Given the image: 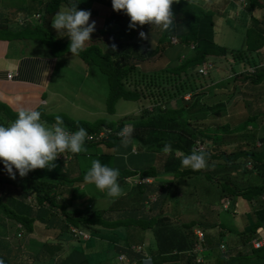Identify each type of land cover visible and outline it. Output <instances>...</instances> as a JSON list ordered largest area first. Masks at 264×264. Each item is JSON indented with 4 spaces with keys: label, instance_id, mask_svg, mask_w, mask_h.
<instances>
[{
    "label": "trees",
    "instance_id": "16d2710c",
    "mask_svg": "<svg viewBox=\"0 0 264 264\" xmlns=\"http://www.w3.org/2000/svg\"><path fill=\"white\" fill-rule=\"evenodd\" d=\"M37 1L38 3H33L31 7L29 6V10L27 9L28 11L21 15L25 16L26 19L31 13L40 14L36 21L34 23L32 21L18 23L12 30L8 29L7 25L5 27L1 25L0 38L36 39L46 45L54 57L60 58L69 52V38L65 36L66 33L63 31H55L51 27V22L53 17L60 11V6L63 3L77 2L86 10L94 9L95 5L112 10V13L110 11L105 17L106 19L99 29L100 35L109 36L111 39L104 41L100 38L90 37L91 40L86 42L85 49L78 55L86 64L94 62L106 74L109 87L107 112H114L113 105L120 98L142 101V108L148 103L153 105L150 111L145 110L146 114L141 115V119H138L141 120V123H136L138 120L133 122L132 133L127 141L132 143L131 138L134 137L145 147L143 149H148L153 148L149 144L151 141L149 138H154L157 144L162 145V147L166 143L170 144L172 150L167 153L163 151L160 153L158 150L154 154L160 157V170H157V166L154 165L142 167L138 170L132 169L126 164L114 165V168L119 169V183L129 187L126 195H131L135 201L138 200L139 208H134L136 215L131 211L133 210L132 206L125 200L118 201L116 205H109L100 213H93L91 210H87L88 207L80 210L69 209L73 198L76 197L72 185L74 179H78V176L68 179L60 175L62 165L58 164V162H61L58 159H55L57 165L51 169L37 168L30 170L25 175L28 183L27 188H22L23 190L17 193V196L2 193L1 189L6 185V182L0 179V209L15 225L20 224V227L17 225L18 229L17 227L13 228V236L17 233L16 230H22V234V232L27 231L30 233L34 228H40L41 230H36L35 233L40 239H43V249L49 254L50 261H53L52 257L55 253H59L60 258L57 264H129L130 254L134 255L133 257L136 258L138 264H144L146 258H150L149 264H192L191 262L195 259V246L197 243L203 245L205 242V233L199 224L190 221L188 223L184 222L183 226L180 227L173 225L174 223L171 220L173 217H169L167 213L148 216L143 212V208L146 207L144 202L149 193L159 192L158 198L149 203L147 200V209L150 210V207L153 208L155 203L160 202L162 204L164 200H167V193L174 187V184L169 183L165 186L162 183L153 181H141L131 184L128 178L138 175L139 178H153L154 180V178H157L158 172L161 175L163 173V175L168 174L173 177L191 176L196 179L200 176L206 180L207 184H210L209 187L216 185L219 188L222 198H224L223 204L226 201L232 205L239 199L242 205H245V209L247 208L253 213V224L249 228L240 231L241 241H238V245L236 243L228 246L224 252L219 249V245L222 239L227 237L231 231L226 232L220 225L212 224L211 227H214L216 231L214 235H217L219 242L217 246L216 244L214 246L212 244L205 245V249L210 250L212 254L209 257H203L199 264H264V245L259 248H253L250 245V240L258 236L256 229L261 226L264 228V151H258L259 148L256 149L255 145L256 142H260L261 146L264 145V136H252L249 132L252 130L251 126H253L251 121L257 117L264 119V112L246 116L243 122L240 120L231 126L228 123L207 126L199 123L194 124L192 121L204 120L206 117L204 112L197 113L205 94L193 93L194 86L177 85L186 76L200 78V85L209 84V81H204V76L210 75L213 71L212 68H215L214 63L219 61L220 57H226L227 51L230 50L236 53L234 55L235 60L230 62L234 63L232 70L236 71L238 65H243L244 72L239 74L244 76L243 87L246 89V95L254 92L253 94L259 97L264 92L259 89L262 88L260 84L264 80V66L259 65L264 62V59L261 58L264 56V52H259L264 47V14L259 19L255 17L254 11L258 8L264 10V0H242L244 5L238 18L243 20L246 31L242 45L235 49L220 46L214 41L215 24L224 10L236 9L234 0H220V6L218 3H213L208 7L202 5L199 1L175 0L171 5L174 24L163 31L164 36L160 38L158 45L154 48L136 40V33L127 30L120 23L121 17L126 16V14L122 10L114 11L111 7V0H41L40 4V0ZM18 7L17 11L22 12V9L25 10L24 5ZM42 12L43 14H41ZM114 13L118 17L114 16ZM171 36L176 37L177 44L170 42ZM191 45H193L192 48ZM168 48H171L173 52L177 48L180 49L175 56H172L173 52L170 53ZM160 55L168 56L166 65L160 70L144 72L140 63L149 58H158ZM207 62L212 65L207 68L205 74H200L198 68L202 63ZM249 67L254 70L249 72L247 69ZM134 68L137 71L140 70V73L144 76L139 77L134 74L132 72ZM234 87L233 84L231 88ZM189 91L191 95L188 99H185L184 94ZM212 92L211 95L207 94V97L205 96L207 103L211 99H215L217 102L215 104L203 102V104L213 110L210 111L211 116L222 118L227 112L222 103L225 96L220 99L217 94L220 90L216 91L217 93ZM222 93L226 95L228 92L222 91ZM176 98L181 100L182 105L177 108L170 107L169 103ZM161 104L163 105L161 106ZM158 105L162 108L157 107ZM0 109H4L5 112L3 120H0L1 124L5 126L16 118L19 111H13L7 105L1 103ZM35 110L40 111L42 121L55 123L54 118L57 114L46 113L40 107H36ZM61 117L69 132L77 130L78 127L87 130V136L93 137L91 140L85 139L84 145L87 146H91V144L98 146L104 141L107 146H116L122 140L120 137L121 130L125 127V123L129 121L122 119L119 122H112L104 117L96 118L94 121L74 119L67 115ZM5 119L9 121L6 123L4 122ZM240 128L248 134H240V138L235 141L226 140L231 136L234 137ZM232 131L236 132L232 133ZM100 132L105 134L106 139L96 140L95 142V137ZM148 134H154L155 137ZM197 143L203 145V150L194 149ZM159 145L156 147H160ZM229 145L232 146L227 147ZM227 148L230 151L226 150ZM152 151L155 152L156 150L152 149ZM193 151L206 153L205 168L192 170L181 165L182 158ZM64 153L73 154L67 151ZM133 153L138 154L137 151ZM247 163L251 164L250 168L247 167ZM66 182L69 184L66 185ZM189 182L186 184L183 179L179 182L188 186L185 194L190 193L191 185L195 183L194 181ZM176 184L175 187L178 186ZM27 197L30 198L31 202L26 201ZM227 207L224 205L225 209ZM111 210H122L123 214L127 211V216L124 214L122 218L114 221L105 218L104 215L101 216L103 211L108 212ZM130 225L137 226L140 230L151 228L157 248L152 250L140 238L139 242L129 241V238L132 237L133 239L137 232L130 233V231H127V239L117 236L115 228ZM72 227L77 231L84 232L87 238H82V235H75L71 230ZM197 229L203 234L202 241H197L198 238L194 234ZM102 237L106 238L108 240L107 244H111L112 248L116 250V256L112 258L108 256L98 258L97 256L95 260H92L85 253L86 246L84 244L94 238L99 239ZM138 243L142 244L141 247L144 244L146 247L144 248L146 249L145 253L135 251L134 247ZM81 244L83 247H81ZM106 248L105 250H94L89 253L94 254L97 251H102L104 254ZM184 251L189 252L188 256L183 255ZM169 254H173L174 260L166 263L164 257ZM121 256L123 258L119 261L118 259ZM0 259H3L5 264H9L6 258L0 257Z\"/></svg>",
    "mask_w": 264,
    "mask_h": 264
},
{
    "label": "rangeland",
    "instance_id": "374dc122",
    "mask_svg": "<svg viewBox=\"0 0 264 264\" xmlns=\"http://www.w3.org/2000/svg\"><path fill=\"white\" fill-rule=\"evenodd\" d=\"M24 0H11L9 2L3 0L0 2L1 9L5 8L6 6L14 5L11 7L14 9L15 6L23 5ZM193 1H199L202 5L208 7L211 4L215 3L218 5L220 4V0H193ZM6 2V3H5ZM236 3V9L230 8L228 10H224L221 17H219L218 21L215 24V34H214V41L220 45L227 47L228 49H235L242 45L244 41L245 31L246 28L243 26L244 22L242 19H239V13L240 10L243 8V1L242 0H234ZM264 2V1H263ZM72 3H76L77 9H83L77 2H70L69 4L63 3L60 6V11H66L68 10ZM35 6V5H33ZM220 6V5H219ZM86 10V9H84ZM14 11V10H13ZM59 11V12H60ZM90 11V17L89 21H95L94 28L95 30L90 34V37L92 38H100L104 41H109L111 38L109 36H103L100 35L99 29L100 24H103V21L106 19L105 17L108 15V13L112 10H108L107 8H101L99 5H95L94 9L92 8ZM17 12V15L15 17L16 25L21 22H28V18L25 19V16H21L22 13L20 11L12 12L14 15ZM43 14V12L41 13ZM264 10L262 8H258L254 11L255 17H258L259 19L261 16H263ZM40 15V14H39ZM241 15V14H240ZM12 16V15H11ZM114 16L118 17L117 14L114 13ZM121 16V15H119ZM55 17V16H54ZM53 17V19H54ZM12 17H10L11 19ZM40 19V18H38ZM52 19V20H53ZM11 21V20H10ZM120 23L126 27L127 30L133 31L136 33L135 39L143 42L145 44L150 45L151 47H156L159 43L160 38L164 36L163 31L159 28V26L156 25H150L148 23H145L144 25H137L136 28H129V17L126 15L122 16L120 19ZM248 23V22H247ZM10 24H14V21L10 22ZM14 24V26H16ZM143 31L145 33V37L141 38L139 36V33ZM175 36L170 37V41ZM176 38V37H175ZM38 41V40H36ZM162 42V39H161ZM160 42V43H161ZM172 43V42H171ZM161 47V46H160ZM169 52L172 53L173 51L171 48H168ZM180 48L175 49V52L172 53V56H175ZM260 53L264 52V47L259 51ZM236 53L233 51L228 50L226 57H220L219 61L214 63V67L212 68V73L210 75L204 76V81H209L203 85H200V78L198 77H191L186 76L183 79H181L177 85L184 84L187 87L194 88L192 90L193 93H203L205 94L203 96V99L200 103L202 105L198 107L197 113H205L206 117L204 120H198V121H192V123H199L202 125H220L224 123L232 124L238 123L240 120L241 122L244 121L246 116H252L255 114H259L260 112H264V92L260 94L259 97L257 95H254L252 92L251 94L246 95V89L243 87L244 83V76L243 74L240 75L239 73L244 72L243 65H238L237 70H232L234 63H230L233 60H235L234 55ZM166 55V53H164ZM160 55L158 58H149L146 61H142L140 65L144 69V72H152L155 70H160L162 67L166 65L168 62V56ZM261 56V54H260ZM264 59V56L261 57ZM144 64V65H143ZM86 68V70H85ZM139 68V67H137ZM248 71L252 72V67L247 68ZM139 70V69H138ZM134 74H136L139 77H142L140 73V70L137 71L136 68L133 69ZM237 72V73H236ZM239 74V75H238ZM214 77V78H213ZM212 78V80H210ZM213 81V82H212ZM235 85V87L232 89V85ZM262 86V89L264 91V80L260 84ZM108 80L106 78V74L100 70V68L94 64V62H91L90 64H85L79 55L71 54V53H65L63 57H60L58 66L54 72V76L50 83V91L47 93L46 96V102H48V105L44 107V111L46 113L55 115L59 114V116L67 115L71 118H80L88 121H94L96 118L104 117L109 121L119 122L122 119L123 120H129L127 123H125V126L130 125L131 127L138 119H141V115H145V110L149 111L153 108V105L151 103L145 104L144 108L141 106L142 101H135V100H126L123 98H120L117 102L113 105V113L107 112V95H108ZM217 93L216 91H219ZM230 90H233L230 92ZM260 90V91H262ZM212 91H215L218 96H220V99L224 98V101L222 103L225 106L226 114L222 117H213L210 114V111H213L210 107L208 108L207 105L203 104V102L207 103L206 95L210 94ZM222 91H227L228 93L225 95V93H222ZM212 92V93H215ZM191 95L190 91L186 92L184 94V98L188 99V97ZM211 95V94H210ZM209 95V96H210ZM206 96V97H205ZM216 97V95H214ZM219 101V100H218ZM216 103L217 101L215 99L209 100L207 104ZM163 104H161L162 106ZM182 105V102L179 98H176L174 100H171L169 103L170 107L177 108ZM158 105L157 107H159ZM160 106V107H161ZM162 108V107H161ZM4 109H0V120H3L4 118ZM8 119H5L4 122H8ZM252 130L249 131L252 136H258L262 135L264 136V119L260 117H257L256 119H253L252 121ZM136 123H141V120L136 121ZM1 124V122H0ZM48 125H52V123H47ZM125 128V127H124ZM148 131V130H147ZM150 131V130H149ZM151 132V131H150ZM148 132V133H150ZM236 131H232V133H235ZM238 133L234 137L231 136V138H226V140L235 141L236 139L240 138V134L245 133L246 135L248 133L243 132V129L241 128L237 130ZM121 133V132H120ZM100 134H102L100 132ZM153 135L154 134H148ZM121 137V135H120ZM122 138V137H121ZM106 139L105 134L103 133L101 137H99L96 140L102 141ZM132 143H129L127 141L126 144H122L121 140L119 144L116 146H107L105 141L98 146L95 144H91V146L84 145V151L81 153L76 154H70L72 155V159L70 161H61L58 162V164L62 167L61 171L59 172L60 175L66 177V178H72L75 176H78V179H74V183L72 185V188H74L73 192L75 193V198H73L71 204L69 205V209L71 210H80L84 209L86 207L87 210H91L93 213H100L102 210L109 207V205L117 204L118 201H126L129 202L131 208H133L134 214L136 215L134 208H139L138 200H133L131 195H126L129 191V187H125L124 185H121L118 180V183L121 187V194L118 197H110L107 195L106 192L98 190L94 184L85 182L83 177L85 175V172L90 167L92 160L99 159L101 163L107 164L109 167H114L116 164H126L130 166V168H134L135 170H138L142 167L157 166V170L161 169L160 166V157L157 155H154L155 153L160 151L162 153V145L157 144V142L154 140V138H149L150 145L153 148H146L141 145V142L137 140L136 138L132 137ZM236 143V142H234ZM131 144V145H130ZM160 147H156V146ZM233 145V144H232ZM232 145H229L227 147H231ZM256 149L258 151H264V145H260V142H256ZM260 145V146H259ZM149 146V145H148ZM152 149H155L156 151H152ZM226 150H229L227 148ZM137 151L138 154L135 155L133 152ZM230 151V150H229ZM55 166L57 165V162H54ZM59 166V167H60ZM71 167L75 172H68L67 168ZM247 167L250 168L251 164L247 163ZM0 174L7 177L6 179L10 183H15L16 188L12 190L11 195L17 196V193H19L22 188H27L28 183L26 182V176L20 177L19 175L16 176L15 179L9 178L6 172L3 171V165H0ZM160 174V175H159ZM157 176V175H156ZM0 177H2L0 175ZM164 177L171 178L169 180L174 181V183H177L178 186L175 187V184L172 187L166 196V201L155 203V207L149 209L148 203L150 201L155 200L158 198L159 192L156 191L154 193H149L148 198L145 200V209L143 208V212L147 214L148 216L156 215L158 216V213H161L163 209V213H167L169 217H173L172 222L173 225H178L182 227L183 223H188L190 221L199 224V226L203 229L205 233V242L202 244H198L197 248L199 250V257H205L210 255L209 251L206 248L208 244H212L214 246L218 245L219 239L215 232V228L211 227L212 224L216 223L217 225H220L221 228H223L226 232L228 230L231 231L230 234L227 235V237H224L221 241V243H224L225 248L227 249L228 246H232L235 243H238V241H241V233L239 228L244 227L249 228L250 225L253 224V213L251 211H246L243 209L242 202L238 199L236 208V211H233V205L230 203L229 208L225 209L223 207V201L224 198H222V195L220 193L219 188L214 186H208L210 184L206 183V180L203 177H198L194 179L191 176H180V177H173L172 175H161L160 172H158L157 178L153 180V178H149V181H153L155 183H158L162 180H164ZM190 177V178H189ZM142 178H139L138 175L132 176L128 178V181H130L131 184H134L135 182H140ZM144 179V178H143ZM145 178L144 180H146ZM181 179L184 180V182L187 184L189 181H194L195 183L192 184L191 182V188L190 193L185 194L186 189L188 186L182 185L179 182ZM140 180V181H139ZM166 181V180H165ZM6 182V181H5ZM7 183V182H6ZM190 183V182H189ZM68 185L69 183H65ZM176 184V185H177ZM178 188V189H177ZM68 189V187H67ZM66 189V190H67ZM69 190V189H68ZM67 192V191H66ZM174 194H171V193ZM67 195V194H66ZM126 195V196H125ZM148 200V203H147ZM28 201V200H26ZM158 201V200H157ZM234 201V200H233ZM121 202V201H120ZM156 202V201H155ZM147 204V205H146ZM227 205V204H225ZM153 206V203H152ZM128 208V207H127ZM3 210L0 209V257L6 258L8 260L9 264H57L59 261V253H55L52 257L53 261H50V256L47 252L44 250H40L39 244H41V239L37 240L38 235L37 234H31L27 231L24 233V238L27 240L26 246L24 245L23 241L20 243V239L16 234L12 236L13 228L11 230L12 225H15L14 222L10 219H6V215ZM130 211V212H131ZM104 213V214H103ZM248 213V215H247ZM127 216V211L124 213ZM123 211L122 210H111L108 212H102L101 216L104 215L105 218L109 220H116L123 217ZM252 222V223H250ZM8 223L7 227L4 228L3 224ZM11 230V232H10ZM139 230V232H138ZM127 231H130V233L137 234L135 236L129 238V241H137L139 242V238L143 240V242L147 243V246H150L152 250L156 249V241L154 240V237L150 229H144L140 230L137 228V226H127V227H121V228H115V232L117 236L124 237L127 239L128 233ZM139 233V235H138ZM30 236H29V235ZM226 236V235H225ZM17 238V242H15L14 238ZM23 238V239H24ZM10 241V243H9ZM106 238H94L90 242H86L87 244H84L86 247L85 253L87 256L89 255L92 260H95L98 256V258H104L105 256H108L110 258L116 256V250L112 248L111 244H107ZM141 242V241H140ZM146 245V244H145ZM206 245V246H205ZM142 244L138 243L134 249L135 251H143L145 253L146 248L143 244V247H141ZM81 247L83 245L81 244ZM105 247H107L106 252L103 254L102 251H97L94 254H91L89 252L94 250H105ZM19 249V250H18ZM144 249V250H143ZM220 249V248H219ZM17 250V251H16ZM28 251V252H27ZM201 251V252H200ZM183 255L188 256V253L185 252ZM104 256V257H103ZM134 255L130 254V263L131 264H138L136 261V258L133 257ZM173 254H169L168 256H165V262L169 263L170 261L174 260ZM198 257V258H199ZM199 258V259H200ZM121 261L120 259H118ZM126 262L127 260L124 259ZM120 263V262H119ZM129 263V264H130ZM149 260H145L144 264H149Z\"/></svg>",
    "mask_w": 264,
    "mask_h": 264
},
{
    "label": "clouds",
    "instance_id": "9594fccd",
    "mask_svg": "<svg viewBox=\"0 0 264 264\" xmlns=\"http://www.w3.org/2000/svg\"><path fill=\"white\" fill-rule=\"evenodd\" d=\"M174 2L175 0H111V7L114 11L122 10L129 17V28L148 23L167 30L174 24L171 11ZM89 17V10L77 9L76 3H72L68 10L58 12L51 22L55 31L66 33L71 54L78 55L85 49L86 42L91 40L90 34L95 30V21L90 22ZM139 36L144 38L145 33L141 31ZM259 65L264 66V62ZM54 120V124L48 125L41 120L40 111L21 108L10 124H0V164L9 178L15 179L17 175L24 177L30 170L37 168L51 169L55 167L54 161L58 154L66 151L76 154L85 150L84 142L88 135L85 128L78 127L69 132L61 116H55ZM131 133L130 125L121 130L122 144L127 143ZM171 150L170 144H164L163 152ZM181 165L192 170L203 169L206 167V153L193 151L182 158ZM118 176L119 169L94 159L83 179L108 196L118 197L121 194ZM196 253L199 254V251ZM194 255L196 257L195 253ZM191 263L194 264L195 259ZM0 264H5L3 259H0Z\"/></svg>",
    "mask_w": 264,
    "mask_h": 264
},
{
    "label": "crops",
    "instance_id": "0c3cea01",
    "mask_svg": "<svg viewBox=\"0 0 264 264\" xmlns=\"http://www.w3.org/2000/svg\"><path fill=\"white\" fill-rule=\"evenodd\" d=\"M1 1L3 0H0V2ZM5 1L9 2L11 0H5ZM23 2H25L23 3L25 10L22 9L21 13H25V11H28L29 6L31 7L33 3H36V2L38 3L37 0H24ZM40 3H41V0L39 4ZM13 6L14 5L9 4V6H6L3 9H1L2 7L0 6V26L2 25L3 27H5V25H7L8 29H11V30L17 26L15 22V17L17 15V12L14 15L12 14V12H15L17 9H19L18 7L19 5L15 6L14 9H12L11 7ZM36 14L37 13H31V15H29L28 17V21L30 22L32 19H34L32 17ZM10 17L12 18L10 19ZM12 21H14V24L16 26H14V24L12 25L10 24V22ZM100 26H102V24H100ZM59 59H60L59 57H54L51 54L50 50L48 49L46 45H44L40 41H36V39H31V38L19 39V38H10V37L0 38V103L7 105L8 108L12 109L13 111L20 110L21 108L35 109L36 107H40L44 111V107L48 105V102H46V96H47V93L50 91V83L54 76V72L58 66ZM8 74H11V78H8ZM67 170L70 173L75 172V170H73V168L71 169V167L69 166ZM0 175L2 176L0 177V179L4 180V182L5 181L7 182L6 185L1 189V192L10 196L13 188L16 187L15 183L8 182V180L6 179L7 177L3 176L2 174ZM169 179L171 178L164 177V180L160 181L159 183H162L165 186L166 184H169V183L175 184L174 181H171ZM26 199L29 202H31L29 197H27ZM237 202L235 201L232 204L233 211L237 210L235 209ZM224 203L227 205L223 204V207L224 205L227 207L229 206L228 204L230 202L225 201ZM228 208L229 207H227L226 209ZM244 210H245L244 212L251 211L248 209L246 211L245 205H244ZM163 212L164 211L162 209L161 213ZM6 219H9V218L6 217ZM7 224L8 223L3 224L4 228L7 227ZM17 225L18 224L12 225L11 230L12 228L17 227ZM18 226L20 227V224ZM36 230L39 231L41 229L34 228L33 231L30 232V235L33 233L36 234L35 233ZM240 230H244V227L239 228L238 231ZM21 231L22 230H16L17 235ZM256 231L259 236V231L264 232V228L262 226L258 227ZM24 233L25 232H22V234L18 237L20 239L19 242L22 243L23 241L24 245L26 246L27 240L24 238ZM12 236H13V233H12ZM258 236L253 237L250 240V245L253 248H256V247L253 246L252 240L255 238H258ZM14 239H15V242H17L18 239L16 237ZM37 240H40V238L38 237ZM43 244H44V241L43 239H41V244H39L40 246L39 251L41 249L44 250ZM198 244L199 243H197V245ZM197 245L194 248L195 253L197 252L196 251ZM219 248L222 252L226 250L224 243H221L219 245ZM208 251L209 253L212 254L210 250ZM185 252L189 254L188 251H184L183 253ZM211 254L208 255V257L211 256ZM201 259H203V257Z\"/></svg>",
    "mask_w": 264,
    "mask_h": 264
},
{
    "label": "built area",
    "instance_id": "2783aa9c",
    "mask_svg": "<svg viewBox=\"0 0 264 264\" xmlns=\"http://www.w3.org/2000/svg\"><path fill=\"white\" fill-rule=\"evenodd\" d=\"M39 15L38 14H36V15H34L32 18H34V19H32L31 21L34 23V21L36 20V18L38 17ZM30 21V22H31ZM19 23H21V22H19ZM171 42L173 43V44H176L177 43V39L175 38V37H173L172 38V40H171ZM193 47V45H191V48ZM212 64L210 63V62H207V63H202L201 64V66L198 68V72L200 73V74H205L206 72H207V68L209 67V66H211ZM254 69L252 68V71H253ZM8 78H11V74H8ZM103 134V133H102ZM102 134H98V136L97 137H95V139H98L99 137H101L102 136ZM93 137L92 136H87L86 137V139L87 140H91ZM203 145H201V144H199V143H197L195 146H194V149H196V150H203ZM56 159H58V160H61V161H70L71 159H72V155H70V154H67V153H62V154H58V156L56 157ZM145 179V178H144ZM143 178L142 179H140V180H142V181H148V182H151V181H149L148 179L149 178H147L146 180H144ZM139 180V181H140ZM141 182V181H140ZM74 233H75V235H82V238L84 237V238H87V235L84 233V232H82V231H77L74 227H72V229H71ZM195 234H196V236H197V238H198V240L199 241H202L203 240V234H202V232L200 231V230H195ZM18 235H21V232L18 234ZM252 244H253V246L254 247H256V248H258V247H261V246H263L264 245V232H261V231H259V236H258V238H255V239H253L252 240ZM196 251L198 252L199 250H198V248H196ZM199 257V254L198 253H196V257H195V263L194 264H199V262L202 260L200 257V259L198 258ZM121 258H123L122 256L121 257H119V259H121Z\"/></svg>",
    "mask_w": 264,
    "mask_h": 264
}]
</instances>
